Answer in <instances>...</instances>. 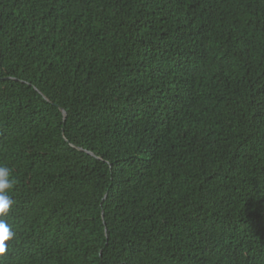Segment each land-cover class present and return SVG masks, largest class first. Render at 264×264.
<instances>
[{
	"label": "trees",
	"instance_id": "obj_1",
	"mask_svg": "<svg viewBox=\"0 0 264 264\" xmlns=\"http://www.w3.org/2000/svg\"><path fill=\"white\" fill-rule=\"evenodd\" d=\"M0 165V264H264V0H0Z\"/></svg>",
	"mask_w": 264,
	"mask_h": 264
},
{
	"label": "clouds",
	"instance_id": "obj_2",
	"mask_svg": "<svg viewBox=\"0 0 264 264\" xmlns=\"http://www.w3.org/2000/svg\"><path fill=\"white\" fill-rule=\"evenodd\" d=\"M15 179L12 176V170L4 165H0V217H6L11 206L14 204L10 192L14 188ZM14 233L5 219H0V253H3L7 247L5 240L10 239Z\"/></svg>",
	"mask_w": 264,
	"mask_h": 264
},
{
	"label": "water",
	"instance_id": "obj_3",
	"mask_svg": "<svg viewBox=\"0 0 264 264\" xmlns=\"http://www.w3.org/2000/svg\"><path fill=\"white\" fill-rule=\"evenodd\" d=\"M59 111L61 112L62 116L64 117V111H63V109L62 108H59ZM88 153L92 155L91 152H88Z\"/></svg>",
	"mask_w": 264,
	"mask_h": 264
}]
</instances>
